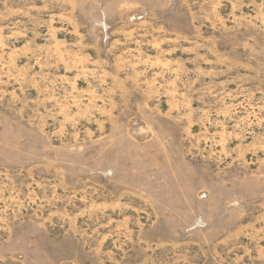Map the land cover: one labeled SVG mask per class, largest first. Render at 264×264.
<instances>
[{"label":"rangeland","instance_id":"rangeland-1","mask_svg":"<svg viewBox=\"0 0 264 264\" xmlns=\"http://www.w3.org/2000/svg\"><path fill=\"white\" fill-rule=\"evenodd\" d=\"M0 264H264V0H0Z\"/></svg>","mask_w":264,"mask_h":264}]
</instances>
